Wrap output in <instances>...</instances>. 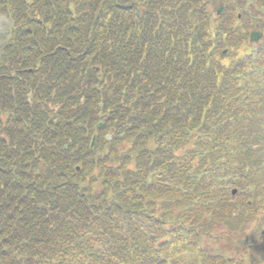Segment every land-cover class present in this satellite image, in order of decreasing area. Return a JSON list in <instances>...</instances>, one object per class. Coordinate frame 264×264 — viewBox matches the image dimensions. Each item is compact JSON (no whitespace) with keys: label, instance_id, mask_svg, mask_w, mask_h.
Wrapping results in <instances>:
<instances>
[{"label":"trees","instance_id":"trees-1","mask_svg":"<svg viewBox=\"0 0 264 264\" xmlns=\"http://www.w3.org/2000/svg\"><path fill=\"white\" fill-rule=\"evenodd\" d=\"M245 221L264 0H0V264H260Z\"/></svg>","mask_w":264,"mask_h":264},{"label":"rangeland","instance_id":"rangeland-1","mask_svg":"<svg viewBox=\"0 0 264 264\" xmlns=\"http://www.w3.org/2000/svg\"><path fill=\"white\" fill-rule=\"evenodd\" d=\"M214 7H216V5H213L211 8ZM241 51L242 50H240V52ZM254 224L253 222L245 221L243 226L240 227V229H242L241 233H237L238 237L236 235L230 237L224 235L222 239L218 238L220 241L217 239L219 242L218 244L213 243L211 247L229 256H242L247 259L246 261L254 257L258 262H261L260 264H264V231L261 227L254 228ZM229 229L230 227L227 228L230 232ZM240 238L244 239L246 243H238L237 240ZM244 250L246 251L244 252Z\"/></svg>","mask_w":264,"mask_h":264},{"label":"water","instance_id":"water-1","mask_svg":"<svg viewBox=\"0 0 264 264\" xmlns=\"http://www.w3.org/2000/svg\"><path fill=\"white\" fill-rule=\"evenodd\" d=\"M220 9H221V6H219V8H218V12L220 11ZM260 35L261 34L259 32H251V34H250V40L251 41L252 40L256 41L260 37ZM108 137H109V135H108ZM92 144H93V141H92L91 145ZM234 192H235V190L232 191V194H234Z\"/></svg>","mask_w":264,"mask_h":264}]
</instances>
